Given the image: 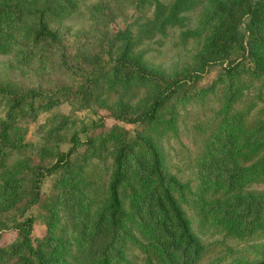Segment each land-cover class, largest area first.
Returning <instances> with one entry per match:
<instances>
[{
  "label": "rangeland",
  "instance_id": "obj_1",
  "mask_svg": "<svg viewBox=\"0 0 264 264\" xmlns=\"http://www.w3.org/2000/svg\"><path fill=\"white\" fill-rule=\"evenodd\" d=\"M156 1L159 6L153 11L155 7L151 2L139 5L138 0H76L70 11L59 9L55 11V17H44L65 46L64 59L71 64L65 70L55 55L44 59L20 58L15 49H0V85L12 91L57 87L76 91L84 84L87 72H91L92 77L88 80V87H83L82 94L58 91L56 97L43 102L34 100L30 107L25 105L18 113L6 112V101L0 98V249L20 242L21 234L15 223L30 215L34 218L30 230L32 244H37L36 240L50 231L54 238H60L57 250L61 254L55 247V254H52L50 249L54 242L49 245L50 249L48 245L44 247L53 264H88L94 258L93 246L87 244L81 249L76 248V237L82 240L85 236L79 231L82 222L78 217L85 205L83 202L89 199L85 197L90 195L87 185H75L74 193L69 195L59 184V173L53 172L42 178L40 190L44 196L41 200L32 204L27 202L35 165L50 162L57 149L64 150L70 143L72 132L80 140L86 136L94 137L90 145L81 142L76 146L77 153L83 154L73 160L81 163L86 179L95 180L94 194L100 195L97 178H107L108 161L116 146L112 137L115 132L111 134L108 130L119 125L131 133L134 131H131L133 124L115 118L113 113L131 115L146 108L154 88L139 81L132 72L106 69L103 64L118 59L135 60L145 72L169 79L208 58L210 63L206 64L207 71L200 77V83L214 80L217 88L220 87L223 66L238 60L243 50L239 43L241 38L236 34L226 35L236 24L244 30L237 16H225L213 25L214 17L208 16L210 7L206 0H198L191 7L180 9L171 8L173 0ZM15 2L34 9L39 8L44 0H0V4ZM77 6H91L103 14L73 13ZM27 17L25 28L30 32L35 25L33 16ZM250 30L264 37V21L263 25L257 24ZM212 36H226L232 43L229 46L222 43L217 51H211L209 45L213 38L208 39ZM74 68L84 76L72 71ZM240 99L234 107L240 106ZM211 100L212 104L203 106L185 105V111L180 110L174 122V131L167 129L155 138L164 171L175 174L180 182H187L188 186L182 187L183 192L188 189L196 195L192 198L186 193V201L179 202L189 219L198 248L195 252H184L185 256H182L180 241L170 228V234L159 237L161 242H168L164 248L166 251L156 249L154 257L141 248V245H149L147 240L150 237L144 236L139 228L131 229V238L124 237L122 249L110 252V264H246L264 257V209L256 212L254 202L245 209V212L249 211L246 219L236 218L234 221L228 217L231 212H241L248 199L264 200V180L236 189L214 188L210 184L207 189H200L203 185H197L198 171L210 178L214 165L223 160L218 150L200 164L197 162L202 141L208 133V123L215 119L212 106L216 101L214 97ZM93 120H99L101 124L89 126ZM137 127L139 125H135ZM145 161L143 152L136 150L129 161L123 198L127 197L124 194L127 185L137 183L134 171L137 167L143 168ZM5 181L9 182L5 184ZM92 204H87L88 223H91L94 212ZM226 204L231 205L230 210L219 215ZM128 208L126 210L131 215ZM199 217L204 222L199 221ZM18 249L9 255H3L0 250V264H20L15 257L22 255L24 248Z\"/></svg>",
  "mask_w": 264,
  "mask_h": 264
},
{
  "label": "trees",
  "instance_id": "obj_2",
  "mask_svg": "<svg viewBox=\"0 0 264 264\" xmlns=\"http://www.w3.org/2000/svg\"><path fill=\"white\" fill-rule=\"evenodd\" d=\"M197 1L173 0L171 8H188ZM206 1L210 7L208 16L214 17L213 25L222 21L225 16L235 15L237 21L244 27L242 31L236 24L227 31V36L239 35L237 37L241 38L239 43L243 50L238 60L234 59L223 66L220 87L216 88L214 80L200 83V77L207 71L206 64L210 63L208 58L201 59L195 67L169 79L156 73L145 72L135 60L107 61L103 64V68L123 69L126 72H132L139 81L153 85L154 88L153 97L146 108L131 115L113 113L115 118L133 124L134 127L131 131L133 129L134 131L131 133L127 128L119 125L111 126V129L108 130L111 134L115 132L112 137L116 141V146L108 161L110 170H108L107 178L105 179L104 176L97 178L100 195L95 196L94 194L95 180L86 179L81 169V163H76L73 160V157L83 154V152L77 153L76 146L81 142L90 145L94 137L86 136L84 140H80L72 132L69 136L70 143L64 150L57 149L50 162L34 167L28 191V204L41 200L44 196L40 190L42 178L53 172L59 173V184L63 187L62 189H66L65 192L69 195L74 193L75 185L83 184L89 188L90 195L85 196L89 199L83 202L85 205L78 217L82 222L79 231L85 236L82 240L76 237L77 249L88 244L95 250L94 258L89 260L88 264L92 262L93 264H110L112 260L110 252L113 249L119 248V251L122 249V240L126 236L131 238L133 233L131 229L139 228L144 236L150 237L147 240L150 241L149 245H141V248L154 257H156V249H164L168 244V242H161L159 237L170 234V228L173 229L180 241L182 256H185L184 252L191 250L195 252L198 248L197 239L189 225V219L179 202L186 201V193H190L192 198H195L196 195L188 189L186 193L183 192L182 187H187V182H180L175 174H168L164 171L162 155L155 142V138L165 130L174 131V122L177 121L179 111H185V105L212 104L211 97H214L216 101L212 106L215 110L216 120L208 123V133L202 141L203 146H201L197 162L200 164L211 153L218 150L223 160L214 165V173L210 178L200 171L197 172L199 180L197 185H203L200 189H207L208 184L214 188L225 186L228 189H236L248 186L253 181L264 180V90H262L264 37L256 35L250 30V27L257 24L263 25L264 0ZM144 2H151L155 7L153 11L159 6L156 0H138L139 5H143ZM75 5L76 0H44L39 8L28 9L18 2L1 3L0 49H15L18 51L16 55L20 58L38 57L44 59L55 55L58 58V63L65 70L71 65L64 59L65 46L56 31L47 25L44 17H55L56 10L70 11V8ZM86 11L92 16L97 13L103 14L102 11L95 10L91 6H85V8L77 6L73 13L81 15ZM30 14L33 16L35 26L30 32H27L25 24L29 18L27 15ZM215 30L217 31V28ZM227 39L226 36L213 38L209 49L217 51L218 47H222V43L229 46L232 42ZM215 41L217 42L215 43ZM243 41H245L244 45ZM72 71L77 72L75 68ZM90 73L87 72L84 76L81 72H77L78 75L84 76V84L76 91L65 87L12 91L0 85V98L6 101V112L18 113L23 106L30 107L34 100L43 102L51 97H56L55 93L58 91L66 93L73 91L77 95L82 94L85 90L83 87H88V80L92 79ZM239 98H241L240 106L234 107ZM100 124L99 120H93L88 125L96 127ZM135 125H139V127L135 128ZM136 150H140L145 155V165L141 169L136 168L134 174L137 183L127 185L126 193L124 192L127 197L123 198L122 191L130 168L129 161L135 155ZM89 202L93 203L94 209L91 223H88L90 213L87 204ZM254 202L256 212L259 209H264V200L248 199L245 203L243 202L244 208L241 212L235 214L231 212L228 217L233 218L234 221L236 218L246 219L249 211L245 212V209ZM81 204L80 202L79 205ZM127 207H129L131 215L126 210ZM222 207L219 215H225L231 205L226 204ZM234 207L233 204L232 208ZM198 220L204 222L201 217ZM33 221L34 218L30 215L17 221L15 225L21 234L20 242L0 250L3 255H9L13 251H18L19 247H23V254H17L15 257V260L20 264H53L51 255H46L47 248L44 247H48L54 242L52 247L49 246V249L51 247L52 254H55L53 248L55 247L56 250L58 247L60 248L58 245L60 238H54V234L50 231L38 238L37 244H32L30 230ZM164 251L166 250L164 249ZM57 252L59 253L60 250ZM246 264H264V257Z\"/></svg>",
  "mask_w": 264,
  "mask_h": 264
}]
</instances>
